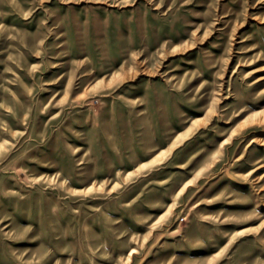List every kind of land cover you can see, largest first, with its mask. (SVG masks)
<instances>
[{
	"label": "rangeland",
	"instance_id": "rangeland-1",
	"mask_svg": "<svg viewBox=\"0 0 264 264\" xmlns=\"http://www.w3.org/2000/svg\"><path fill=\"white\" fill-rule=\"evenodd\" d=\"M0 264H264V0H0Z\"/></svg>",
	"mask_w": 264,
	"mask_h": 264
}]
</instances>
